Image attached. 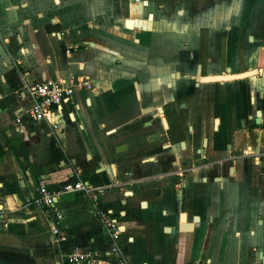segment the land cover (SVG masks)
I'll return each instance as SVG.
<instances>
[{"label":"crops","instance_id":"obj_1","mask_svg":"<svg viewBox=\"0 0 264 264\" xmlns=\"http://www.w3.org/2000/svg\"><path fill=\"white\" fill-rule=\"evenodd\" d=\"M129 2L118 0V9L123 10ZM109 4L110 0H0V264H67L63 256L66 249L52 241L42 211L27 205V201L38 179L44 180L49 189H55L77 176L88 181L94 200L71 192L57 196L55 207L61 213L69 245L100 251L108 248V237L94 215L95 202L110 209L119 223V246L132 264H242L239 259L242 251L248 252L251 245L261 241L260 234H264V211L253 207V200L242 208L245 183L228 184L224 201L227 206L218 209L219 218L225 219L218 236L209 242L194 239L189 251L181 249L174 234L179 207L173 203L180 197L176 191L160 188V194L155 196L145 183L142 186L123 182V188L116 187L125 178L119 179L115 172L129 167L133 161L114 160L113 146L117 141L102 140L95 125L97 120L109 121L112 115L107 117L106 113H111L116 104L122 114L133 110L130 103L133 69L127 63L118 66L100 63L111 71L102 80L91 81L93 89H99L107 80L112 88L101 95L102 100L91 96V91H76L73 101L62 107L61 114L54 115L57 127L53 133L49 134L43 123L27 118L28 100L23 85L48 76H65L70 71L80 73L81 54L66 56L63 50L66 45L79 43L74 32L81 34L88 20L95 19L93 14ZM193 5L192 9L200 15L209 12L213 21L207 33L199 30L196 36L193 29L189 34L198 70L204 66L207 55L210 61L205 63L208 69L201 72L202 76L219 75L223 67L228 71L221 74L226 75L221 84L227 123L234 127L245 110L242 101L246 102L248 97L252 100L246 93L247 78L242 79V69H264V0H196ZM141 79L140 88L145 90V79ZM202 83L196 93L199 103L211 94L209 90L213 87L209 81ZM85 97H90L89 106L83 104ZM186 100L193 105L192 97ZM183 115V126L195 129L197 109L191 107ZM134 121L136 118L126 125ZM74 133L78 143L73 142ZM235 138L242 143V135L235 133ZM121 153L128 157L129 149ZM71 161H75L78 169L74 174ZM97 163L100 171L94 168ZM238 176L242 179V174ZM151 182L157 184L156 179ZM134 188L139 189L135 194ZM191 195L185 193L182 210L190 211ZM257 215L263 218L262 226L256 223ZM165 227L170 228L169 233L163 232ZM180 228L190 229V225ZM241 233L242 251L215 248V241L234 246Z\"/></svg>","mask_w":264,"mask_h":264},{"label":"flooded vegetation","instance_id":"obj_2","mask_svg":"<svg viewBox=\"0 0 264 264\" xmlns=\"http://www.w3.org/2000/svg\"><path fill=\"white\" fill-rule=\"evenodd\" d=\"M110 3L93 14L95 19L88 20L81 34L74 32L80 42L66 45L63 51L66 56L81 54L79 71L86 82L81 90L91 91V96L101 100L112 85L107 80L99 89H93L91 81L102 80L111 71L100 63L118 66L125 62L133 69L130 77L133 110L122 114L116 104L111 113H106L112 118L97 120L95 126L101 131L102 140L117 141L113 146L114 160L133 161L129 167L115 172L119 179L125 178L116 184L118 189L123 188V182H136L142 186L145 183L155 196L160 194V188L179 194L173 203L179 207L174 234L181 249L189 251L194 239L209 242L218 236L225 223V219L219 218L218 209L227 206L224 201L228 184L245 183L242 208L253 200V207L264 211V69H242V79L247 78L246 93L252 100L248 97L246 102L242 101L245 109L242 118L230 127L221 84L226 79L221 74L228 71L223 67L219 75L202 76L210 58L206 55L204 66L198 70L192 37L189 38L193 29L196 36L199 30L207 33L211 29L209 12L203 16L192 9L196 0H131L123 10L118 9V0ZM141 78L145 79V90L140 88ZM202 80L211 82L213 87L209 90L211 94L199 103L196 93L203 86ZM137 82L139 86H134ZM188 96L192 97L193 105L187 102ZM89 99H83L84 106L90 105ZM191 107L197 109L199 117L193 130L192 126H183V112ZM140 115L143 118L137 119ZM135 118L136 121L126 125ZM235 133L242 135L241 144ZM74 135L73 142L78 143ZM87 136L92 141L88 132ZM126 149L128 157L120 155ZM70 165L71 174L78 171L75 161ZM94 168L100 171L101 166L97 163ZM155 179L156 185L151 182ZM138 190L134 188L132 193ZM187 192L194 195L190 211L182 210ZM256 223L263 225L260 215ZM181 225H190V229H181ZM167 228L164 233H169ZM260 235L258 244L251 245L248 252L242 251V264H264V234Z\"/></svg>","mask_w":264,"mask_h":264},{"label":"built area","instance_id":"obj_3","mask_svg":"<svg viewBox=\"0 0 264 264\" xmlns=\"http://www.w3.org/2000/svg\"><path fill=\"white\" fill-rule=\"evenodd\" d=\"M67 51V50H65ZM81 73L70 71L65 76H48L41 80L26 82L23 92L28 100L26 108L27 118L35 123H43L53 133L57 127L54 115L62 113V107L73 101L76 91L85 85ZM71 192L84 195L94 200V194L88 184L78 176L71 182L58 185L55 189H49L44 180L38 179L34 186L32 197L27 205L40 209L44 215L52 241L66 250L63 253L67 264H132L119 246L120 228L110 209L93 202L94 215L104 229L109 246L105 251L92 249L80 245H69L68 235L61 224V213L55 207V200L59 194Z\"/></svg>","mask_w":264,"mask_h":264},{"label":"rangeland","instance_id":"obj_4","mask_svg":"<svg viewBox=\"0 0 264 264\" xmlns=\"http://www.w3.org/2000/svg\"><path fill=\"white\" fill-rule=\"evenodd\" d=\"M241 228V232H242V225L240 226ZM220 248V249H228V250H240L242 251V233H241V239L240 240H236L235 245L231 246L228 243L226 244L225 241L221 242L220 245L215 241V248ZM229 259V258H228ZM239 259H242V254L241 257H239Z\"/></svg>","mask_w":264,"mask_h":264},{"label":"water","instance_id":"obj_5","mask_svg":"<svg viewBox=\"0 0 264 264\" xmlns=\"http://www.w3.org/2000/svg\"><path fill=\"white\" fill-rule=\"evenodd\" d=\"M12 7H16V6H15V5H13ZM24 22H26V20H25ZM20 183H21V184H23L21 181H20ZM87 183H88V181H84V184H85V185H87ZM123 202H124L123 200H121V201H120V203H121V204H123ZM141 204H143V202H142ZM1 222L3 223V222H4V220H2ZM165 230H168V228H167V227H165Z\"/></svg>","mask_w":264,"mask_h":264}]
</instances>
